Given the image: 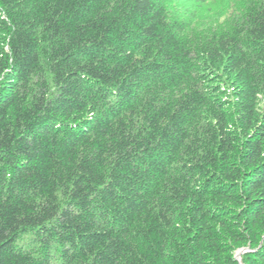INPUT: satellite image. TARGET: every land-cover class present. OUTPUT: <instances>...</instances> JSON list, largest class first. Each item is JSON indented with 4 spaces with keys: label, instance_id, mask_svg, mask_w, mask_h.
I'll use <instances>...</instances> for the list:
<instances>
[{
    "label": "trees",
    "instance_id": "1",
    "mask_svg": "<svg viewBox=\"0 0 264 264\" xmlns=\"http://www.w3.org/2000/svg\"><path fill=\"white\" fill-rule=\"evenodd\" d=\"M52 250L264 264V0H0V264Z\"/></svg>",
    "mask_w": 264,
    "mask_h": 264
},
{
    "label": "rangeland",
    "instance_id": "2",
    "mask_svg": "<svg viewBox=\"0 0 264 264\" xmlns=\"http://www.w3.org/2000/svg\"><path fill=\"white\" fill-rule=\"evenodd\" d=\"M17 244L23 245L24 242L22 239H19ZM50 264H60L59 259L57 258V252L55 250H52L51 257H50Z\"/></svg>",
    "mask_w": 264,
    "mask_h": 264
},
{
    "label": "water",
    "instance_id": "3",
    "mask_svg": "<svg viewBox=\"0 0 264 264\" xmlns=\"http://www.w3.org/2000/svg\"><path fill=\"white\" fill-rule=\"evenodd\" d=\"M243 249H240L239 252L237 253L236 257L238 258V256L243 252Z\"/></svg>",
    "mask_w": 264,
    "mask_h": 264
}]
</instances>
